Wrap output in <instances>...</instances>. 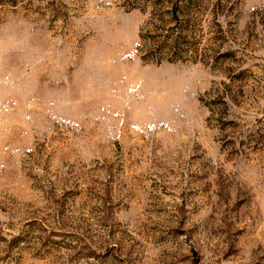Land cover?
I'll use <instances>...</instances> for the list:
<instances>
[{
    "label": "rangeland",
    "instance_id": "obj_1",
    "mask_svg": "<svg viewBox=\"0 0 264 264\" xmlns=\"http://www.w3.org/2000/svg\"><path fill=\"white\" fill-rule=\"evenodd\" d=\"M0 264H264V0H0Z\"/></svg>",
    "mask_w": 264,
    "mask_h": 264
},
{
    "label": "trees",
    "instance_id": "obj_2",
    "mask_svg": "<svg viewBox=\"0 0 264 264\" xmlns=\"http://www.w3.org/2000/svg\"><path fill=\"white\" fill-rule=\"evenodd\" d=\"M178 9V8H177ZM169 40V39H168ZM168 40H167V42H168ZM167 44V43H166ZM176 44V43H175Z\"/></svg>",
    "mask_w": 264,
    "mask_h": 264
}]
</instances>
